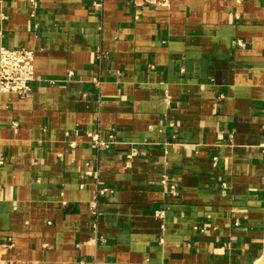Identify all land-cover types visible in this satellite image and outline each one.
<instances>
[{
	"label": "crops",
	"instance_id": "0c3cea01",
	"mask_svg": "<svg viewBox=\"0 0 264 264\" xmlns=\"http://www.w3.org/2000/svg\"><path fill=\"white\" fill-rule=\"evenodd\" d=\"M100 1L0 0V264L264 263V0Z\"/></svg>",
	"mask_w": 264,
	"mask_h": 264
},
{
	"label": "built area",
	"instance_id": "2783aa9c",
	"mask_svg": "<svg viewBox=\"0 0 264 264\" xmlns=\"http://www.w3.org/2000/svg\"><path fill=\"white\" fill-rule=\"evenodd\" d=\"M102 1V0H101ZM101 1L95 3L96 8H101ZM135 7L155 6L168 7L172 0H129ZM32 7V17L38 7V0H29ZM239 46L244 43L237 41ZM35 53L27 49H7L0 48V93L15 94L23 99H28L32 95V83L35 79ZM264 131V125H263ZM95 143L102 147H107L105 143L98 141L97 137H90ZM264 155V142L261 146ZM96 205L92 206V210ZM162 217L164 214H161ZM264 264V263H261Z\"/></svg>",
	"mask_w": 264,
	"mask_h": 264
},
{
	"label": "rangeland",
	"instance_id": "374dc122",
	"mask_svg": "<svg viewBox=\"0 0 264 264\" xmlns=\"http://www.w3.org/2000/svg\"><path fill=\"white\" fill-rule=\"evenodd\" d=\"M258 264H260V263L258 262Z\"/></svg>",
	"mask_w": 264,
	"mask_h": 264
},
{
	"label": "bare ground",
	"instance_id": "6f19581e",
	"mask_svg": "<svg viewBox=\"0 0 264 264\" xmlns=\"http://www.w3.org/2000/svg\"><path fill=\"white\" fill-rule=\"evenodd\" d=\"M260 261H262V260H260Z\"/></svg>",
	"mask_w": 264,
	"mask_h": 264
}]
</instances>
